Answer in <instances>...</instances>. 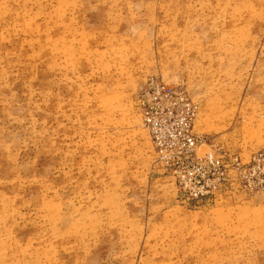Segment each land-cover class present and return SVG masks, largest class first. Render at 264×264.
<instances>
[{"label": "rangeland", "instance_id": "rangeland-1", "mask_svg": "<svg viewBox=\"0 0 264 264\" xmlns=\"http://www.w3.org/2000/svg\"><path fill=\"white\" fill-rule=\"evenodd\" d=\"M151 75L248 165L216 200L157 159ZM0 264H264V0H0Z\"/></svg>", "mask_w": 264, "mask_h": 264}, {"label": "built area", "instance_id": "built-area-1", "mask_svg": "<svg viewBox=\"0 0 264 264\" xmlns=\"http://www.w3.org/2000/svg\"><path fill=\"white\" fill-rule=\"evenodd\" d=\"M136 108L157 159L175 175L183 201H214L234 188L241 167L195 129L197 106L186 90L151 75L136 94ZM207 150L199 153L202 146Z\"/></svg>", "mask_w": 264, "mask_h": 264}]
</instances>
